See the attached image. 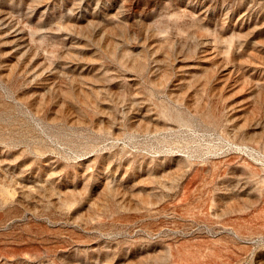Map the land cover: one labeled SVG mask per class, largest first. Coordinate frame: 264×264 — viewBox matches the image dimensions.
Listing matches in <instances>:
<instances>
[{
	"label": "rangeland",
	"instance_id": "obj_1",
	"mask_svg": "<svg viewBox=\"0 0 264 264\" xmlns=\"http://www.w3.org/2000/svg\"><path fill=\"white\" fill-rule=\"evenodd\" d=\"M0 264H264V0H0Z\"/></svg>",
	"mask_w": 264,
	"mask_h": 264
}]
</instances>
